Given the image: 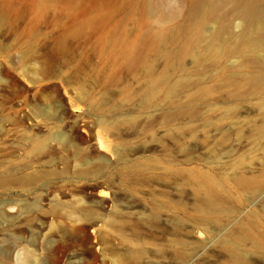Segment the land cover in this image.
I'll list each match as a JSON object with an SVG mask.
<instances>
[{"label":"rangeland","instance_id":"374dc122","mask_svg":"<svg viewBox=\"0 0 264 264\" xmlns=\"http://www.w3.org/2000/svg\"><path fill=\"white\" fill-rule=\"evenodd\" d=\"M159 1L0 0V264H229L226 238L264 264V248L237 242L264 239V186L231 178L264 168L259 100L235 56L148 50ZM167 1L180 21L188 4ZM133 44L144 59L118 65ZM194 171L227 188L217 222L199 220Z\"/></svg>","mask_w":264,"mask_h":264},{"label":"bare ground","instance_id":"6f19581e","mask_svg":"<svg viewBox=\"0 0 264 264\" xmlns=\"http://www.w3.org/2000/svg\"><path fill=\"white\" fill-rule=\"evenodd\" d=\"M185 1L188 4V12L180 21H177L179 13L170 6L167 0L147 4L146 9L149 15L156 18V22L155 25L144 28L140 32L141 39H148L144 45L148 50L151 48L154 52L159 50V47H164L166 49H164L166 51L164 56H168L173 61L180 60L188 51H192L194 57H201L206 52L211 53L215 57L214 60L226 61L232 56L237 57V63L248 72L244 73L243 78H238L239 83L242 82L247 87L246 90L256 96L259 100V109L262 110L260 123L254 125L260 128L259 130L264 129V0ZM232 13L234 17L239 19L237 24L239 30L236 32L232 31V27L235 25L230 18ZM209 22H214L216 25H212V30L207 33L205 25ZM175 43L180 45L179 48L170 52L171 49L167 47ZM124 47L118 52L117 48L114 50L117 52L118 65L138 66L140 60L142 61L144 58L140 56L139 59L136 56V44ZM150 68H152L151 73H154V68ZM253 69L256 70L253 71ZM164 76H155V79L150 83L147 94L154 95L159 90L164 81ZM227 81L229 83L237 82V78L230 75ZM240 168L244 169L240 166H234L231 175L238 189L254 193L264 186V168H261L260 174L257 175L245 174ZM197 171L189 174L193 175L197 182L194 189L195 193L202 195L196 206V211L200 215L199 220L217 222L221 214L229 211L226 204L227 188H223L222 180L216 178L211 172ZM3 216L4 212L0 210V217ZM194 225L195 223H193ZM195 228L198 230L199 227L195 225ZM241 234L242 236L237 237V242L249 239L264 248V239L261 237L251 236L246 232ZM262 236L264 238V234ZM175 243L181 248L186 242L177 240ZM234 244L229 238L222 241V247L228 252L230 251L232 255L229 264H243L245 261L244 254L241 250H234L232 248ZM239 245L235 244L236 248Z\"/></svg>","mask_w":264,"mask_h":264}]
</instances>
